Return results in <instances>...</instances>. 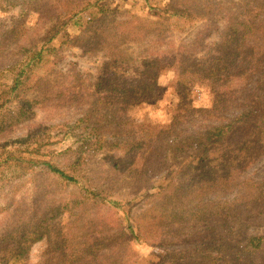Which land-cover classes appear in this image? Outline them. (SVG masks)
I'll list each match as a JSON object with an SVG mask.
<instances>
[{"label": "trees", "instance_id": "16d2710c", "mask_svg": "<svg viewBox=\"0 0 264 264\" xmlns=\"http://www.w3.org/2000/svg\"><path fill=\"white\" fill-rule=\"evenodd\" d=\"M142 1L144 14L133 11L127 0H0L1 10H16L8 22L0 19V50L21 36L27 20L56 18L46 42L18 51L9 65L11 82L0 81V133L34 107L29 84L44 87L57 73L50 62L57 60L61 44L52 41L69 22L80 28L75 38L80 46L101 50L103 56L90 87L93 99L77 119V131L70 130L73 166L47 159L34 135L19 140L25 142L24 154L15 158L8 151L0 161L5 164L0 169V210L5 212L0 264H28L31 245L42 239L49 240V256L39 264H131L138 245L161 250L153 251L146 264H264V170L258 163L264 139L249 124L264 89V0ZM85 11L92 15L80 22ZM189 33L194 34L190 42ZM168 34L185 36L177 45L145 46L136 55L126 48ZM157 62L178 74L159 103L167 118L124 136L127 127L119 113L155 101L147 79L125 70L135 66L143 73ZM191 87L205 93L206 107L193 105ZM51 90L45 87L40 100L52 99ZM56 97L54 93L51 101ZM13 103L15 112L9 110ZM110 126L114 130L104 136ZM92 144L98 145L94 156L101 161L112 157L114 173L119 169L131 180L145 182L136 195L149 204L131 214L125 210L117 231L97 219H84L79 200L56 198L40 187L39 177L51 176L54 185L83 186L88 177L81 174L79 179L74 166L84 165L90 154L85 157V150ZM118 149L131 154L128 165H118L113 157ZM158 174L163 183L156 178L147 184ZM24 179H33L30 197L18 184ZM83 188L111 209L124 210L120 200L102 195L97 184ZM63 216L69 219L65 227L58 221Z\"/></svg>", "mask_w": 264, "mask_h": 264}, {"label": "rangeland", "instance_id": "374dc122", "mask_svg": "<svg viewBox=\"0 0 264 264\" xmlns=\"http://www.w3.org/2000/svg\"><path fill=\"white\" fill-rule=\"evenodd\" d=\"M127 2L128 6L131 4L133 5V11L136 13L144 14L147 10L145 2L142 0H127ZM114 3L118 4L117 1ZM121 7L122 6H120L119 9H123ZM15 12L16 10L12 9L7 11L0 9V19L5 21L8 19L10 20V17L15 15ZM91 15L90 11H85L79 17V21H87L90 19ZM55 19L56 18L45 17L38 20H27L26 28L21 36L13 41L12 44H10L11 46H3L4 48L0 50V52H3L0 54V69L4 70V72H0L1 82H11L14 71L10 70L12 66L9 65L14 61L13 59H15L20 49L38 47L47 41L49 33L53 31ZM65 29L66 31L61 30L52 41L54 46L61 44L59 45L61 48L58 46L56 47L57 60H53V63L50 62L57 73L52 75L51 78L45 82L44 87L39 88L34 84H29L28 88L31 90L28 94L32 97H36L34 99V107L29 110L30 112L27 111L28 116L21 122L0 133V161L7 156L8 151H12V155L15 158L20 156V154H24L25 142L20 143L19 140L34 135L39 143H42L40 151L47 153V159H52L56 162L60 161V163H63V161H65L64 163L69 161L68 165L73 166L74 152L71 148L75 147V141L72 139V132H70V130L75 129L77 131L78 126L75 125V123L81 113L88 109L89 102L93 99L90 87H92L91 83L94 81L98 70L101 68L103 56L101 55V50L100 53L94 50L89 51L88 49L90 47H81L77 40H75V38L78 39L80 36L79 26H72L71 22H69ZM196 30L197 28L192 32L194 33ZM193 33L186 35V38L190 39L189 42L192 40ZM184 36V34H168V36L162 40L155 38L145 40V42H143L144 40L141 42H133L128 44L126 48L130 51L129 53L136 55L140 52V49L145 46H156L157 44H160L165 48L169 44L177 45L182 41L180 40L181 37ZM214 38L215 36L212 35L207 39V42L210 43ZM185 44L186 42L184 45ZM48 64L49 63L45 65ZM12 69L14 70V67ZM42 71L43 69L37 72L35 78L42 76ZM119 71L124 72V68L120 67ZM130 73H137V75L147 79V82L150 84L149 89L152 94L155 95V98H153L155 101L153 100L148 104L127 107L119 113L120 122L127 127L124 136H133L138 129H141L144 126L148 127L152 124L163 123L165 121V118H167L166 111L160 109L159 103L163 102V90L166 87H169L178 78V74L174 69L165 67L158 62L151 67L146 68L143 73H138L135 66H129V68L125 70V74L129 75ZM45 87H51L52 90L49 95L52 96V99H43L41 101L40 94H42V90H44ZM54 93L57 94V97L53 102L51 100H53ZM189 95L195 107L203 108L208 105L207 96L198 88L191 87ZM13 105L14 106L9 108V110L15 112L17 111L15 103H13ZM255 106L249 124H251L253 130L259 133L261 138L264 139V89L262 96L256 100ZM1 111H3V109H1ZM9 117L10 115L5 113V118L7 119ZM0 118H2V116ZM113 130L114 127L110 126L109 129L103 132L104 136H106L109 131ZM79 131L81 132V130ZM97 147H94L93 144L89 146L88 150H85V157L88 153L90 154L84 165L74 166V169L76 168V171H78V173L76 172V176L79 179H82L80 177L81 174L85 175L84 180L88 177L83 186H78V183H70L67 187H64V184L54 185L51 176L39 177L40 187L45 188L44 191L53 197L67 199L69 201L72 199L79 200L82 202L79 206V210L83 213L82 217L84 219H97L101 221L103 226L110 229V231H117L122 220V214L125 210L131 214L134 211H141L143 207L149 204V202L145 201V198L139 199L137 198L138 195H136V191H144V188L141 187L144 186L145 182H142L143 180L138 182L133 181L119 169L117 170L119 175L114 173V169H111L112 163L109 164L112 159L111 156L105 159V155L101 153L100 155L104 157L103 161L100 160L99 156H94ZM111 153L112 152H110V154ZM119 154L122 157H120ZM262 154V157L258 159V163H262L264 170V149ZM113 157L117 159L118 165L123 167L124 165H128L125 160L131 158V154L123 153L118 149ZM14 159H9L8 162H13ZM28 164L29 162L27 161L23 162V165ZM4 166L5 164L0 165V169ZM82 167L87 170L84 172ZM159 175L160 174L150 177L147 184L149 182L156 183V178L159 183H163V176L161 177ZM94 178H96L97 181H95ZM18 184L22 185L21 190H26V197H30L27 196V194H31L33 179H24L19 181ZM95 184L100 187L99 191L102 195H105L109 199L120 200L122 204H124V210L120 211L117 209H111L108 205L102 202L100 203L97 198L87 192V188H83L84 186L94 187ZM23 185H25L26 189ZM16 187L18 188L17 185ZM44 191L42 190L43 193ZM19 193L21 194V192ZM3 201L4 199L0 198V205H2ZM27 202L28 198L24 205H26ZM4 213V211L0 210V222L4 219ZM68 220L69 219H67L66 216H63L59 218L58 221L61 223L60 226L65 227ZM48 245V239H42L33 243L28 253V264H39L48 258ZM136 248L139 253L133 256L137 259L131 264H146V261L151 258V253L153 251H161L159 248H155L154 246L151 247L149 245H138ZM127 250L131 251L129 248Z\"/></svg>", "mask_w": 264, "mask_h": 264}]
</instances>
